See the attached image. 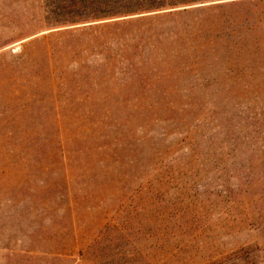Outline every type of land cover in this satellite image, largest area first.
Returning <instances> with one entry per match:
<instances>
[{
    "label": "rangeland",
    "instance_id": "obj_1",
    "mask_svg": "<svg viewBox=\"0 0 264 264\" xmlns=\"http://www.w3.org/2000/svg\"><path fill=\"white\" fill-rule=\"evenodd\" d=\"M53 1L0 0V264H264V0Z\"/></svg>",
    "mask_w": 264,
    "mask_h": 264
},
{
    "label": "trees",
    "instance_id": "obj_2",
    "mask_svg": "<svg viewBox=\"0 0 264 264\" xmlns=\"http://www.w3.org/2000/svg\"><path fill=\"white\" fill-rule=\"evenodd\" d=\"M213 0H54L56 8L74 9L84 7L93 12L92 17H116L146 13L167 8L188 6Z\"/></svg>",
    "mask_w": 264,
    "mask_h": 264
}]
</instances>
